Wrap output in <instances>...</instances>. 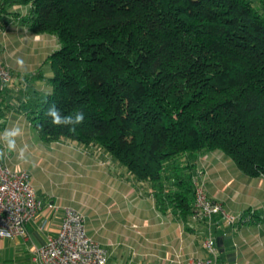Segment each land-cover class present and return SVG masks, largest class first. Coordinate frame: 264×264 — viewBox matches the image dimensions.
Masks as SVG:
<instances>
[{
    "label": "trees",
    "instance_id": "16d2710c",
    "mask_svg": "<svg viewBox=\"0 0 264 264\" xmlns=\"http://www.w3.org/2000/svg\"><path fill=\"white\" fill-rule=\"evenodd\" d=\"M9 15L59 45L51 90L21 108L39 141L104 149L161 211L199 222L193 157L219 151L264 178V0H1ZM52 105L83 123L53 125Z\"/></svg>",
    "mask_w": 264,
    "mask_h": 264
},
{
    "label": "crops",
    "instance_id": "0c3cea01",
    "mask_svg": "<svg viewBox=\"0 0 264 264\" xmlns=\"http://www.w3.org/2000/svg\"><path fill=\"white\" fill-rule=\"evenodd\" d=\"M12 10L25 14L27 7L14 6ZM1 18V41L5 40L2 29L28 31L8 21L9 16ZM17 37L10 41L16 46L21 43ZM1 62L7 65L6 57ZM45 76L48 78L51 72ZM25 78L13 76L0 93V133L19 126L22 135L17 137V148L27 144L26 157L31 158L41 172L59 174L58 179L65 182V189L82 192L73 208L84 215L88 236L107 251V264L112 256L119 255V244L136 256L133 264H140L141 254L146 252L152 256L148 264H188L191 259L208 257L201 246L207 235L213 237L216 245L213 264H264L263 177L243 175L232 160L219 151L199 154L192 158V173L200 174L207 196L223 205L225 213L235 219L233 223L221 216L199 222L180 216L167 205L161 211L155 203V188L137 181L104 149L64 140L39 141L21 108L32 92L44 93L51 87L41 75L37 80ZM0 148H3L2 142ZM1 160L9 168L27 172L41 199L33 184L35 177L29 171L12 163L9 154ZM42 202L43 214L27 226L25 236L0 239V264H34L35 249L57 232L63 212L55 216L48 208L53 202L48 206ZM45 218L49 228L41 231L39 226Z\"/></svg>",
    "mask_w": 264,
    "mask_h": 264
},
{
    "label": "built area",
    "instance_id": "2783aa9c",
    "mask_svg": "<svg viewBox=\"0 0 264 264\" xmlns=\"http://www.w3.org/2000/svg\"><path fill=\"white\" fill-rule=\"evenodd\" d=\"M10 80L9 67L0 62V90ZM193 184V206L198 219L210 221L221 216L232 224L235 219L225 213L223 205L208 198L200 176L193 180ZM48 208L57 210L54 202ZM43 211V202L37 197L29 174L7 167L0 159V239L25 236L27 226ZM85 224L83 214L71 208L64 209L57 232L35 249L34 264H107V251L88 236ZM48 228L49 222L45 218L39 229L45 231ZM202 247L208 257L191 259L188 264L214 263L217 250L211 235L205 237Z\"/></svg>",
    "mask_w": 264,
    "mask_h": 264
},
{
    "label": "rangeland",
    "instance_id": "374dc122",
    "mask_svg": "<svg viewBox=\"0 0 264 264\" xmlns=\"http://www.w3.org/2000/svg\"><path fill=\"white\" fill-rule=\"evenodd\" d=\"M257 5L259 6V4ZM12 12L16 11L12 10ZM10 18L11 19H8V21H13V18ZM0 19H2L1 16ZM7 26L8 25H5V27ZM19 29L13 32L9 31L8 29L6 31L2 29V34H4L5 40L1 41L0 39V58L3 60V58L6 57V63L11 73V79L13 76L15 78H22L25 76L27 81H30V78H35L33 80H37L38 75H41L45 78V75L52 72L50 67H48V64L45 63L46 59L48 55H50L59 47L58 41L53 36H36L31 32L21 31V29ZM15 37L18 38V41H21V43L17 46L16 44L14 45L11 43ZM18 57L23 58L25 62L23 70L16 63V59ZM9 155L12 157V161L10 160L12 163H15L19 166L22 165V169L29 171L31 176L33 178L35 177L33 180L34 187L37 188V193H39V197L44 201L45 206H48L50 202H54L57 208V210L54 211L55 216L60 215V213L66 208L75 209L73 208V205L77 199L80 198V193L82 194V192L78 191V193H76L74 190L65 189V182H60L58 179L59 174H56V176L55 174L51 175L47 174L46 172H41L40 168L31 158H27V162H25L17 158V152L9 153ZM36 172H39V174L37 173L36 175ZM103 233L106 232L103 231ZM204 239L201 242V246ZM108 251H111V249H108ZM118 252L119 255L116 257L112 256L109 264H127L128 262V264L135 263L134 259L136 256L132 254L131 250H127L126 247L120 246L119 244ZM141 256L142 260L140 264H148V262L152 260V256H149L148 252L142 253Z\"/></svg>",
    "mask_w": 264,
    "mask_h": 264
},
{
    "label": "clouds",
    "instance_id": "9594fccd",
    "mask_svg": "<svg viewBox=\"0 0 264 264\" xmlns=\"http://www.w3.org/2000/svg\"><path fill=\"white\" fill-rule=\"evenodd\" d=\"M17 65L23 70L25 62L23 58L16 59ZM46 115L51 117L53 125L57 126H71L73 129L76 125L83 123L84 114L82 112L77 113L73 116H62L59 110L52 105L48 108ZM22 135V129L19 126H13L6 128L0 133V142L3 144V148H0V159H4L9 153L18 152L17 158L21 161L27 162L26 153L28 152L29 146L23 144V146L17 148V137Z\"/></svg>",
    "mask_w": 264,
    "mask_h": 264
}]
</instances>
